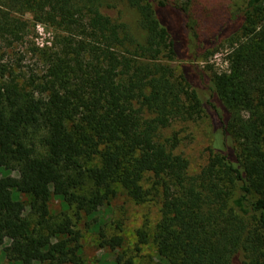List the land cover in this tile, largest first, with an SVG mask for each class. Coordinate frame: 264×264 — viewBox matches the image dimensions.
Here are the masks:
<instances>
[{
    "label": "trees",
    "instance_id": "16d2710c",
    "mask_svg": "<svg viewBox=\"0 0 264 264\" xmlns=\"http://www.w3.org/2000/svg\"><path fill=\"white\" fill-rule=\"evenodd\" d=\"M198 6L0 0V243L9 240V260L86 264L84 219L117 251L115 264H142L118 251L125 236L103 213L124 192L159 207L134 241L136 251L153 244L158 264H264V0L234 4L206 27L215 9ZM27 13L58 33L39 49L43 71L20 79L3 59L30 32ZM224 46L229 65L218 71L209 58ZM203 118L221 139L191 171L178 132L165 130Z\"/></svg>",
    "mask_w": 264,
    "mask_h": 264
},
{
    "label": "rangeland",
    "instance_id": "374dc122",
    "mask_svg": "<svg viewBox=\"0 0 264 264\" xmlns=\"http://www.w3.org/2000/svg\"><path fill=\"white\" fill-rule=\"evenodd\" d=\"M242 1L195 0L201 10H209V7L215 9L214 13H210L213 14L210 18L209 16L207 18L203 17L201 20L202 25L205 27L210 26L213 21H217L223 12L231 10L234 4ZM32 16L31 13L26 14L31 22L28 35L22 41L6 48L3 59L12 66L14 73L20 79L29 76L32 70L39 73L43 71L44 62L39 54V49L53 47L58 33L52 25L35 22ZM226 55L227 48L224 46L210 56L209 63L213 64L218 71L227 70L229 63ZM200 65L204 66L205 63L202 62ZM174 131L178 132L180 137L178 151H182L189 158L191 171H197L205 164L210 145L219 144L221 139V135L216 133L207 118L193 122H175L165 130V133L170 135ZM11 174L16 175L15 172ZM21 199L26 200L28 197L22 194ZM50 207L53 213H57L62 209L58 197H52ZM158 212L159 207L154 202L138 203L130 199L124 192H120L111 206L103 210L104 216L109 222V230L119 232L125 236V244L118 251L124 250L127 256H135L134 259L142 264H158L159 256L153 244H144L139 251H136L134 246L136 240L135 229L145 221L155 222ZM110 220L113 222H110ZM77 227L81 232L82 255L86 264H115L116 250L112 251L109 248L102 247L96 231L88 227L84 219L77 221ZM8 243V239L0 243V264H23L20 260L11 261L6 257L3 247ZM35 264H47V262H36Z\"/></svg>",
    "mask_w": 264,
    "mask_h": 264
}]
</instances>
